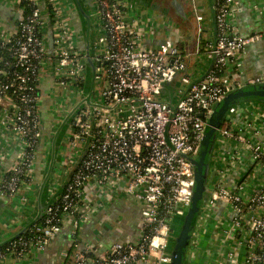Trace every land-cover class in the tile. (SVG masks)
Listing matches in <instances>:
<instances>
[{
	"label": "built area",
	"instance_id": "2783aa9c",
	"mask_svg": "<svg viewBox=\"0 0 264 264\" xmlns=\"http://www.w3.org/2000/svg\"><path fill=\"white\" fill-rule=\"evenodd\" d=\"M3 1L14 10L17 26L7 34L0 24V40L14 45L13 62H4L11 73L0 70V164H9L0 193L14 198L31 187L39 166L43 128L38 87L44 70L53 67L62 90L83 93L87 65L76 46L69 0ZM91 2L100 22V57L95 61L102 90L73 117L59 162L65 184L45 211L43 227L34 228L42 238L14 242L8 253L0 249V264L22 261L32 249L44 251L63 228H78L122 195L141 204V237L114 244L97 257L98 264H168L172 223L191 207L194 163L213 128L211 120L229 95L264 88V76L248 75L243 63L246 49L264 39V8L257 4L254 29L242 34L237 20L242 4L213 0L215 42L198 38L192 49L182 51L170 39L146 46L138 18L128 17L127 0ZM197 21L202 22L201 16ZM49 22L51 56L45 39ZM201 57L209 66L193 79L187 62ZM61 112L60 107L56 115ZM204 173L206 193L198 220L232 223L245 247L241 262L235 251L228 252L231 264H264V101L230 106L214 127ZM88 253H76L73 261L85 264Z\"/></svg>",
	"mask_w": 264,
	"mask_h": 264
},
{
	"label": "crops",
	"instance_id": "0c3cea01",
	"mask_svg": "<svg viewBox=\"0 0 264 264\" xmlns=\"http://www.w3.org/2000/svg\"><path fill=\"white\" fill-rule=\"evenodd\" d=\"M80 1L91 18V31L93 24L95 27L92 48L93 59L97 61L100 57L97 46L100 22L94 15L95 9L91 0ZM238 1L243 7L237 18L240 32L250 34L254 29L255 15H257L253 5L257 4L259 8H264V0ZM67 3L72 7L69 11V19L75 32L77 49L85 55L86 22L75 2L69 0ZM127 3L128 17L130 20L138 18L143 42L148 47H156L162 41L170 39L177 42L180 49L185 51L192 49L198 38L211 43L216 40L213 0H127ZM197 15L201 16L202 22L197 21ZM0 24L7 34L12 33L17 26L14 10L7 7L3 0H0ZM45 39L48 46L47 34ZM257 44H252L246 49L243 63L248 75L259 77L264 76V62L258 64L256 61L255 45ZM187 64L188 73L193 79H198L207 70L209 60L196 58L189 60ZM96 82H99V87L97 91L94 87V95L95 93L97 95L103 87L101 80L95 78V85ZM58 89L61 88L57 85L54 69L52 66H47L38 87L43 128V138L37 148L39 166L29 184L31 186L29 189H23L14 198H7L0 193V245L12 241L35 221L42 219L54 196L60 195L62 191L60 186L65 184V176L59 170V162L73 120L71 118L68 122L67 118L85 95L86 87L83 93H77L78 95L74 93L77 101L70 103L74 98H66L64 106L56 108L52 100L53 92ZM60 107L65 113L61 112L57 116L56 110L58 111ZM53 156V167L49 171ZM7 168L9 164H0V186L6 177ZM140 221V202L132 197L118 196L106 207L94 211L82 220L78 228L71 226L63 228L44 251L32 249L22 261L9 259L5 264H62L71 249H73L72 260L76 253L84 252L94 254L98 258L103 257L116 243L137 242L141 237ZM239 237L230 221L221 222L214 217H201L195 225L185 264H231L227 258L228 252L231 251L239 255L238 260L241 262L245 246Z\"/></svg>",
	"mask_w": 264,
	"mask_h": 264
},
{
	"label": "water",
	"instance_id": "95a60500",
	"mask_svg": "<svg viewBox=\"0 0 264 264\" xmlns=\"http://www.w3.org/2000/svg\"><path fill=\"white\" fill-rule=\"evenodd\" d=\"M75 2L76 7L82 18L86 22V36H85V43H86V62H87V83H86V93L83 96L81 102L74 108V110L69 114L67 121L69 122L70 119L79 113L84 104L92 105L93 96H94V87H95V78H96V69L99 65L93 59V48L91 41V18L89 14L84 10V6L80 0H73ZM53 27L52 24L48 23V47H49V55H52L53 51ZM252 97H261L264 98V89L262 90H251V91H244V92H236L229 95L225 100L224 103L220 106V108L216 111L213 119L210 122V125L213 127L209 129L208 136L206 138L205 143L203 144V148L201 151L200 159L195 162V167L197 171L196 175V187L193 195V200L190 209L188 210L186 216L182 219H179L182 222L181 229L179 233L176 235L174 232L172 233L171 239L174 240V244H172V248L169 245L166 255L170 257V262L168 264H185L187 253L189 251L193 232L195 229V225L201 213V207L204 200V196L206 193V175L204 173V165L208 153V144L214 135V127H217L222 119L224 118L225 114L227 113L230 106L235 102H241L245 99H250ZM54 156L52 158V162L49 168V171L52 170L53 167ZM174 228L172 227L171 230Z\"/></svg>",
	"mask_w": 264,
	"mask_h": 264
},
{
	"label": "trees",
	"instance_id": "16d2710c",
	"mask_svg": "<svg viewBox=\"0 0 264 264\" xmlns=\"http://www.w3.org/2000/svg\"><path fill=\"white\" fill-rule=\"evenodd\" d=\"M22 6L25 8L26 12L29 13L31 11V8L26 4V2H24ZM13 46L14 45L12 43L5 45L2 42V40H0V60L2 61L1 65H0V70L2 72L6 71L7 73H9V72L11 73L10 67H8V66L6 67L4 62H6V63H12L13 62V57H12V53L14 51ZM0 81H3V80L0 79ZM82 88L84 89V85L82 86ZM262 89H264V88H259L257 90H262ZM250 99L258 100V101H264V98H261V97H252ZM245 100H249V99H245ZM43 222H44V217H42V219H40V220L38 219L37 221H35V223L31 224L25 230V232H23L21 235H18L16 238H14L10 242H7L5 244L0 245V249L2 251H4L5 253H8L9 250L14 246V242H17L18 245L19 244H26V243H30L31 241H36V240L42 238L43 234L40 231L35 230L34 228L35 227L42 228ZM181 225H182V222L179 219H174V221L172 223V227L174 229L171 230V236H170V241H169V245H171L170 246L171 248H172V244H174V240L171 239L172 233L174 232L177 235L181 229ZM72 252H73V249H71L70 252H68V254L64 260V264H77L76 262H74L71 259ZM84 256H85V260L87 261V262H85V264H93V263L98 264L99 263L97 256H95L94 254L88 253V254H84Z\"/></svg>",
	"mask_w": 264,
	"mask_h": 264
},
{
	"label": "rangeland",
	"instance_id": "374dc122",
	"mask_svg": "<svg viewBox=\"0 0 264 264\" xmlns=\"http://www.w3.org/2000/svg\"><path fill=\"white\" fill-rule=\"evenodd\" d=\"M94 36H95V27L93 24V28L91 31V41L94 39ZM263 44H264V39L260 42V44L255 45V50H256V56L255 57H256V61L258 62V64H262L264 62V49H263L264 45ZM256 66L261 67V65H256ZM98 87H99V82H96V85H95L96 91L98 90ZM61 90L62 89H58L55 92H53L54 98L52 101L54 103V106L56 105V108L58 106H64V101L66 98H71V97L74 98L70 101V103H74L75 101H77V99L75 97L77 92H76V94H74V92H71V91H64V90L61 91ZM206 220H208V219H206Z\"/></svg>",
	"mask_w": 264,
	"mask_h": 264
}]
</instances>
